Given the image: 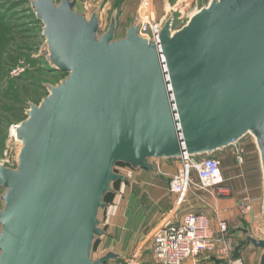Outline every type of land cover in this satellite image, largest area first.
<instances>
[{
    "label": "water",
    "instance_id": "water-1",
    "mask_svg": "<svg viewBox=\"0 0 264 264\" xmlns=\"http://www.w3.org/2000/svg\"><path fill=\"white\" fill-rule=\"evenodd\" d=\"M74 0H32L47 60L67 75L16 127L15 167L0 163V264H106L92 252L118 164L211 155L252 136L264 180V0H211L157 41L138 23L99 33ZM262 235L247 240L262 249Z\"/></svg>",
    "mask_w": 264,
    "mask_h": 264
},
{
    "label": "crops",
    "instance_id": "crops-1",
    "mask_svg": "<svg viewBox=\"0 0 264 264\" xmlns=\"http://www.w3.org/2000/svg\"><path fill=\"white\" fill-rule=\"evenodd\" d=\"M110 1L111 5L118 10L117 26L118 24L124 26L133 20L132 16L136 19L140 3L143 0ZM153 9L154 15L158 14L154 7ZM239 142L243 148V162L240 164L235 160L231 145L212 154L220 161L224 184L230 189V193L215 196L211 193H201V190L189 191L186 194L185 202L177 208L175 207V195L169 190V180L181 168L179 159L155 161L150 159L152 171L144 168L135 169L128 165H122L125 169H120L117 165L116 171L122 174L125 180H119L114 185L113 204L110 208L108 205L103 213L102 234L97 237L94 244L92 258L97 259L111 252L117 257L114 261L106 264L112 262L123 264L127 258L128 249H124L125 247L121 243H117L116 247L100 249L97 257H94L97 247L100 245L102 248L106 239L110 238L109 235L116 233V238L126 235L136 239L135 241L137 238L138 240L148 239L153 230L164 220L179 219L187 211H200L208 216L213 230L216 229L215 217L226 221L228 232L233 238V257H241L245 264H258L262 249L254 247L247 239L257 240L263 232L261 225L264 198L263 172L255 141L249 136H244ZM160 162H163L161 167L158 166ZM132 173L134 176L131 175ZM193 178L196 179L195 173H193ZM115 204L124 206L126 213H123L122 208V212H120L121 224L115 226L110 233L109 228L112 225L108 224L114 218V209L118 207ZM137 222H139L138 225H136ZM113 224L115 225L114 221ZM116 238L110 239L116 243ZM147 247L150 248V244ZM197 261L200 264H225V259L215 252L203 253ZM152 263L155 264L153 258ZM186 264H189V261H186Z\"/></svg>",
    "mask_w": 264,
    "mask_h": 264
},
{
    "label": "built area",
    "instance_id": "built-area-1",
    "mask_svg": "<svg viewBox=\"0 0 264 264\" xmlns=\"http://www.w3.org/2000/svg\"><path fill=\"white\" fill-rule=\"evenodd\" d=\"M147 0L140 3L138 33L155 41L159 38L162 18L145 13ZM143 9V10H142ZM144 11V12H143ZM153 12V11H152ZM17 123L9 129V140L4 146L2 164L15 167L18 151H13L12 143L17 142ZM18 150V149H17ZM231 150L238 164L243 162V148L240 142L231 144ZM181 168L169 180V190L175 195V207L185 202L189 191H206L215 196L227 195L230 189L224 184L220 161L214 155L189 156L179 158ZM193 173L196 179L193 178ZM216 229L211 228L204 212H184L179 219L164 220L150 235V251L155 264H200L197 259L203 253L215 252L225 259V264H245L241 257L232 256L233 238L228 232L225 220L215 217ZM110 264H121L112 262ZM123 264H137L133 258H126Z\"/></svg>",
    "mask_w": 264,
    "mask_h": 264
},
{
    "label": "rangeland",
    "instance_id": "rangeland-1",
    "mask_svg": "<svg viewBox=\"0 0 264 264\" xmlns=\"http://www.w3.org/2000/svg\"><path fill=\"white\" fill-rule=\"evenodd\" d=\"M31 1L32 0H0V3L8 4V9H5L4 11H1V15H5L7 18V21H10L9 24H11V30L8 32L7 37V53L3 56V68H6V57L7 56H15L14 51L18 52V62L17 65L13 66L9 71V77H19V75H24L25 80L17 82L18 85H24L27 89L28 97H33L34 101H39L40 98L44 95H46V91L44 89H39L36 94L33 96L32 87L29 84L30 81L33 82L34 79H41L45 80L47 84L49 85H56L58 82H60L66 74L64 72L56 71L53 73H43V74H37L35 72V68L38 66L39 63L42 64L41 59H45V55H48L47 51V45L45 42V38H39L38 33V25L34 22V15L31 11ZM143 0L142 2H144ZM149 4L151 3V9L150 6H147V9H145V13L154 15V12H152L155 8V11L158 14L157 19H160V17L163 19L161 23V27L163 26L164 22L168 18L173 19V28L179 29L183 25H185L189 18L196 13L200 8L203 6L208 5V3L211 0H147ZM56 2H59V0H56ZM74 10L77 11L80 14H83L85 17H89L92 12H94L98 7L100 8V14H99V33H103L106 31V29L109 26L110 20L112 16L116 15V12L118 13V10L115 8V6L111 5L110 0H74ZM12 5L15 6V8L12 7ZM143 10V9H142ZM144 12V11H143ZM151 12V13H150ZM155 15V16H156ZM132 21L125 24L124 26L118 24L117 28L115 29L114 35L115 38H120L124 36L125 29L128 27L129 24L138 23L137 19H134V16H132ZM15 25V26H13ZM17 25V26H16ZM15 27H18L17 29ZM23 52L25 56H21L20 53ZM44 56H41V55ZM40 57V59H38ZM35 59H37L35 61ZM35 61V62H33ZM10 64V63H9ZM28 79V80H27ZM7 77L0 76V96L2 95L1 92L6 91L7 88ZM20 93V92H19ZM22 94V93H21ZM23 95V94H22ZM21 96V95H20ZM0 163H2L3 158V151L4 146L6 142L9 140V129L12 125L18 124L19 118H24L23 114H18L13 111H4L5 106L12 105L10 102H7L5 100H2L0 98ZM17 115V116H16ZM8 119V120H5ZM7 121V122H6ZM16 122V123H15ZM6 130V132H5ZM251 139L254 140L252 136L249 135ZM255 141V140H254ZM13 151H18L17 149V142L12 143ZM163 162H160L158 166L161 167V164ZM125 169V167H122V165H119L118 168ZM131 175L134 176V173ZM3 192V188L0 187V193ZM170 193V192H169ZM201 193H208L206 191L201 190ZM113 202V197L111 198L109 208ZM116 207L113 212V219H111V222H109V228L110 233H112L115 226H119L121 224L122 216L120 215V212L123 213L126 211L124 210V206L121 207V204H115ZM113 221L115 222V225L113 224ZM139 222L136 223L138 225ZM116 233H112L109 235L110 238L115 239ZM110 238H107L102 248L100 245L97 247V249L94 252V257H97L98 253L100 252V249H105L107 247H116L117 243H121L127 250V257L133 258L136 260L137 264H153L152 258H151V251L150 248L147 247L150 243V237L148 239L142 238L140 240L135 241L130 236H122L116 238V243L113 242ZM135 243L133 244V242ZM132 247H131V244ZM130 244V247H128Z\"/></svg>",
    "mask_w": 264,
    "mask_h": 264
},
{
    "label": "trees",
    "instance_id": "trees-1",
    "mask_svg": "<svg viewBox=\"0 0 264 264\" xmlns=\"http://www.w3.org/2000/svg\"><path fill=\"white\" fill-rule=\"evenodd\" d=\"M8 6H9L8 4L0 3V12L4 11L5 9H8ZM12 7L15 8L14 5H12ZM31 11H32V14L34 15V19L33 20L37 24V26L41 24V26H38V31L40 33H38L37 37L43 38L42 35H41L43 25H42V23L39 20L36 19V16H35L32 8H31ZM6 19L7 18L5 17V15H1V13H0V76H4V77L8 78L7 86H6L7 90L1 92L2 95L0 96V98L2 100H5L7 102H10V104H12V105H9V106H5V109H3L4 111H13V112H16L18 114H23L24 113V116H25V110L28 108V105L30 103L38 104L42 100V98L45 97L48 94L47 85H49V84H47V82L45 80H41V79H37V80L34 79L33 82L30 81L29 84L32 87L33 96L36 94V92L39 89H41V90L44 89L46 91V95L42 96L40 98V100L36 102V101L33 100L32 96L30 98L28 97L29 95L26 92L27 89H26V87L24 85H22V84L18 85L17 84V82L25 80L24 75H19V77H15V76L9 77L10 69L13 66L17 65V62H18L17 56H18V52L19 51H14V54L16 55V57L15 56H12V57L11 56H7L6 57V62H7L6 66L7 67L3 68V66H2L3 65V56L8 51V48H7L8 32L11 30V26H12L11 24H9L10 21H7ZM13 26H15V25H13ZM15 28L17 29L18 27H15ZM20 55L21 56H25L23 52H21ZM41 56H44V55L42 54ZM38 59H40V57ZM36 60L37 59H35V61ZM41 60H42V64L39 63L38 66L34 69L37 74L41 75V74L46 73V72L47 73L56 72L55 70H53L50 67V64H49V62L47 60V55H45V59L44 60L43 59H41ZM35 61H33V62H35ZM64 74H66V73H64ZM0 106H1V104H0ZM25 117L24 118L23 117L19 118V122L22 121L23 119H25ZM5 120H8V119H5ZM5 132H6V130H5ZM118 165H124V164H118ZM3 191H4V189H3ZM2 194H3V192L0 193V196ZM112 197H113L112 193L108 194L105 197L106 202L110 203ZM1 207H2V201L0 200V208Z\"/></svg>",
    "mask_w": 264,
    "mask_h": 264
},
{
    "label": "bare ground",
    "instance_id": "bare-ground-1",
    "mask_svg": "<svg viewBox=\"0 0 264 264\" xmlns=\"http://www.w3.org/2000/svg\"><path fill=\"white\" fill-rule=\"evenodd\" d=\"M150 6V9H151V5H149Z\"/></svg>",
    "mask_w": 264,
    "mask_h": 264
}]
</instances>
